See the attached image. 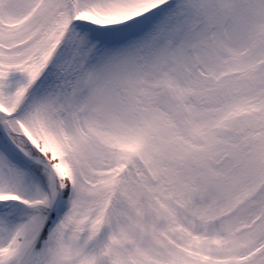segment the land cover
<instances>
[{
	"label": "snow or ice",
	"instance_id": "1",
	"mask_svg": "<svg viewBox=\"0 0 264 264\" xmlns=\"http://www.w3.org/2000/svg\"><path fill=\"white\" fill-rule=\"evenodd\" d=\"M0 264H264V0H0Z\"/></svg>",
	"mask_w": 264,
	"mask_h": 264
}]
</instances>
